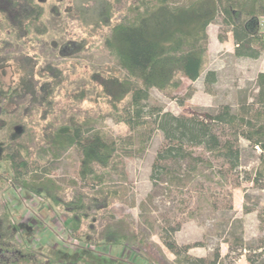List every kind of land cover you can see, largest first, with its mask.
<instances>
[{
    "label": "rangeland",
    "instance_id": "1",
    "mask_svg": "<svg viewBox=\"0 0 264 264\" xmlns=\"http://www.w3.org/2000/svg\"><path fill=\"white\" fill-rule=\"evenodd\" d=\"M141 1L0 0V11H5L11 24L24 34L20 20L27 21L28 13L36 17L40 8H44L40 27L48 25V32L38 41V50L32 47L29 52L39 53V73H49L58 81L63 76L60 69L66 71L70 65L74 70L72 78L83 71L89 74L92 69L115 67L116 61L106 49L107 36L118 20L133 19L134 6ZM6 30L10 32L9 27ZM208 33L205 72L215 70L217 81L207 87L204 72L195 81L186 79L177 93L168 95L154 88L145 111L162 107L177 115L205 116L229 105L233 113L249 117L250 111L259 106L264 52L258 58L237 56L232 26L224 23L221 14L209 25ZM221 33L226 36L224 41L219 39ZM6 35L0 37V54L25 50L24 43L14 34ZM15 67L13 60L0 65V85L5 89L18 76ZM72 78L64 80L61 94H70L71 87L65 86H72ZM75 89L72 91L78 95ZM92 103L89 101V105ZM3 107L10 111L14 106L0 96V109ZM99 107L95 127H102L113 139L132 137L136 150L132 156L124 157L127 181L121 182L117 175L110 181L122 186L124 193L114 198L109 207L93 212L77 235L71 233L63 212L46 195L26 189L14 177L5 148L20 135L22 127L12 131L11 115L0 110V264L19 257L25 249L21 244L33 251V264H85L89 259L91 264H188L187 255L211 261L217 253L221 264H264V179H255L263 150L238 135L240 126L214 123L221 138L238 136L241 151L238 167L232 168L224 158L196 146L192 157L163 163L160 177L154 182L153 165L158 151L167 142L163 132L153 122L148 128L131 129L109 116L106 104ZM245 107L249 108L247 112ZM81 158L78 146L70 148L53 160L49 176L69 189L80 186L90 190L92 184L79 175ZM23 174L28 179L46 173L40 167L24 170ZM121 216L133 223L143 237L144 246L95 244L90 239L91 224L100 229ZM166 240H174L180 254L171 250ZM185 246H189L188 252ZM149 252L155 255L153 260L146 256Z\"/></svg>",
    "mask_w": 264,
    "mask_h": 264
},
{
    "label": "trees",
    "instance_id": "2",
    "mask_svg": "<svg viewBox=\"0 0 264 264\" xmlns=\"http://www.w3.org/2000/svg\"><path fill=\"white\" fill-rule=\"evenodd\" d=\"M134 9L133 19L118 20L107 36L106 49L116 61L115 67L92 69L89 74L83 71L72 78L74 70L70 65L66 71L60 69L63 76L58 81L49 73L40 74L39 53H30L32 47L38 50V41L48 32V25L44 29L40 27L44 8H40L36 17L28 13L27 21L20 20L24 34L11 24L5 11H0V37L14 34L25 45V50L19 53L0 54V65L13 60L18 73L7 89L0 85V96L14 107L10 111L4 107L0 110L11 115L12 131L22 127L17 140L5 148V155L16 180L26 189L46 195L51 204L63 212L73 235L80 234L93 212L109 207L114 198L124 193L122 186H115L110 181L114 175L121 182L127 181L124 157L132 156L136 150L132 137L113 139L108 131L95 127L99 119L96 118L97 109L103 103L109 116L131 129L148 128L153 122L163 132L167 142L158 151L153 165L151 178L154 182L160 177L163 163L192 157L196 146H203L224 158L232 168L238 167L241 157L238 136L221 138L214 123L240 126L242 130L238 135L262 148L255 179H264V72L259 74V106L250 111L249 117L233 113L229 105L205 116L177 115L162 107L146 110L145 114L147 100L154 88L168 95L177 93L186 79L195 81L205 72L210 41L208 27L219 14L226 25L232 26L235 54L258 58L264 52V30L260 26L264 0H186L184 3L142 0ZM219 39L224 41L226 36L221 33ZM70 78L73 79L72 86L65 87L76 88L78 95L72 90L69 95L60 92L64 80ZM205 79L210 87L217 81L216 71L207 70ZM89 101H93L92 105ZM245 108L247 112L249 108ZM150 117H154L152 121ZM74 146L82 152L79 175L92 184L90 190L80 186L69 189L49 176L53 160ZM40 167L48 175L35 174L25 178L24 170L28 172ZM90 227V239L95 244L144 246L143 237L126 216L109 221L100 229L95 224ZM165 242L180 254L174 240ZM21 246L25 249L21 250L20 256L5 264H33V251L25 244ZM188 248L184 247L185 252ZM146 256L153 260L155 255L149 252ZM219 257L217 253L213 260L207 261L187 255L185 260L188 264H221ZM89 260L85 264H91Z\"/></svg>",
    "mask_w": 264,
    "mask_h": 264
},
{
    "label": "built area",
    "instance_id": "3",
    "mask_svg": "<svg viewBox=\"0 0 264 264\" xmlns=\"http://www.w3.org/2000/svg\"><path fill=\"white\" fill-rule=\"evenodd\" d=\"M260 24H261L262 28L264 29V17H261Z\"/></svg>",
    "mask_w": 264,
    "mask_h": 264
},
{
    "label": "bare ground",
    "instance_id": "4",
    "mask_svg": "<svg viewBox=\"0 0 264 264\" xmlns=\"http://www.w3.org/2000/svg\"><path fill=\"white\" fill-rule=\"evenodd\" d=\"M261 25V24H260ZM262 28V27H261Z\"/></svg>",
    "mask_w": 264,
    "mask_h": 264
}]
</instances>
